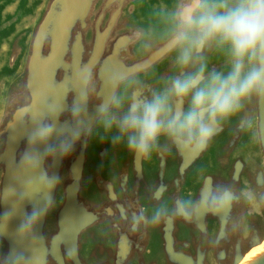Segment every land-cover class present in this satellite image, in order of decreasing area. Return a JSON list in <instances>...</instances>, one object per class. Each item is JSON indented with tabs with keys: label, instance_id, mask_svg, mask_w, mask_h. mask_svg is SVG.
Instances as JSON below:
<instances>
[{
	"label": "water",
	"instance_id": "95a60500",
	"mask_svg": "<svg viewBox=\"0 0 264 264\" xmlns=\"http://www.w3.org/2000/svg\"><path fill=\"white\" fill-rule=\"evenodd\" d=\"M188 2L0 0V124L12 115L13 101L59 106L81 66L96 76L101 99L120 90L104 84L109 71L138 82L134 87L146 95L162 89L180 71L170 43L172 14ZM205 55L209 70H229L225 52ZM98 102L88 105L93 122ZM246 116L253 117L251 128ZM64 118L70 122L67 111ZM0 142V184L15 186L24 132L6 127ZM53 173L61 181L55 206L35 230L43 242L20 233L24 214L42 207L41 198H26L15 211L12 202H0V217L12 213L0 232V254L22 255L27 264H264V99L226 122L195 159L173 148L137 161L126 145L83 137ZM208 176L244 192L227 217L176 219L171 226L141 218L159 185L169 197L195 195Z\"/></svg>",
	"mask_w": 264,
	"mask_h": 264
},
{
	"label": "clouds",
	"instance_id": "9594fccd",
	"mask_svg": "<svg viewBox=\"0 0 264 264\" xmlns=\"http://www.w3.org/2000/svg\"><path fill=\"white\" fill-rule=\"evenodd\" d=\"M172 15L170 43L177 52L175 64L180 71L162 89L146 95L142 87H134L138 82L109 71L102 75L104 84L120 90L101 99L96 76L81 66L74 73L76 86L59 106L13 101L14 111L0 124V132L6 127L22 129L27 148L14 162L15 186L0 184V202H12L15 211L26 198L44 201L42 207L24 214L20 227L21 235L27 233L23 237L31 238L32 244L43 242L35 230L55 206L52 194L61 181L53 166L70 156L83 137L126 145L137 161L151 159L154 153H170L173 148L191 160L246 105L264 99V0H189ZM213 48L227 54L226 73L209 70L205 52ZM94 99L99 102L93 122L88 105ZM65 111L70 122L64 118ZM243 123L251 128L253 117L246 116ZM166 193L164 185L155 189L154 205L140 210L142 219L171 226L176 219L223 218L245 199L243 190L215 184L210 176L203 178L195 195L169 197ZM11 218L12 213L0 217V232ZM22 262L27 264L22 255L0 254V264Z\"/></svg>",
	"mask_w": 264,
	"mask_h": 264
}]
</instances>
